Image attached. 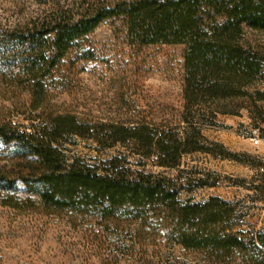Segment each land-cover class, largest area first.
Returning <instances> with one entry per match:
<instances>
[{
	"label": "rangeland",
	"instance_id": "obj_1",
	"mask_svg": "<svg viewBox=\"0 0 264 264\" xmlns=\"http://www.w3.org/2000/svg\"><path fill=\"white\" fill-rule=\"evenodd\" d=\"M74 1L0 0V31L21 32L32 20L56 16ZM243 39L258 54V74L242 87L244 95L212 99L198 89V79L188 83L185 44L144 43L121 20H104L85 36L80 51L46 74L51 76L45 79V110L31 111L21 48L0 33V121L31 130L50 112L70 111L97 128L86 138L65 137L60 146L65 162L94 167L132 148L110 146L99 131L102 125L146 123L179 139L199 132L213 153H183L175 168L133 155L132 168H142L136 165L142 160L146 170L180 183L181 202L219 198L231 210L226 227L264 238V30L243 26ZM28 170L14 148L0 143L1 174L12 179ZM198 179L205 185L198 186ZM148 220L137 231L136 221L112 225L91 207L54 208L36 195L0 189V264H264L262 247L261 252L247 248L250 261L236 252L223 263L170 242L155 213Z\"/></svg>",
	"mask_w": 264,
	"mask_h": 264
},
{
	"label": "trees",
	"instance_id": "obj_2",
	"mask_svg": "<svg viewBox=\"0 0 264 264\" xmlns=\"http://www.w3.org/2000/svg\"><path fill=\"white\" fill-rule=\"evenodd\" d=\"M219 16L225 20L218 22ZM111 18L121 20L128 33L144 43L185 44L188 83L198 79V89L212 99L244 95L242 87L259 72L258 54L244 42L243 26L264 30V0H75L72 7L58 9L56 16L32 20L21 32L0 31L21 48L31 111L45 110V79L51 76L46 74L68 54L80 51L85 36ZM43 118V124L31 130L0 121V143L14 148L29 169L28 175L12 179L0 173V189L36 195L54 208L91 207L101 221L112 225L136 221L137 231L149 225L152 212L165 223L170 242L223 263L236 252L252 260L248 247L264 249V238L225 226L231 210L224 201L211 197L203 203L181 202L180 183L146 170L142 160L136 164L142 168H132L133 155L175 168L183 153H213L202 144L199 132L179 139L146 123L102 125L99 131L110 146L132 148L128 155L116 154L94 167L78 160L65 162L60 146L70 135L89 137L97 126L65 110ZM202 181L198 179V186L205 185Z\"/></svg>",
	"mask_w": 264,
	"mask_h": 264
}]
</instances>
